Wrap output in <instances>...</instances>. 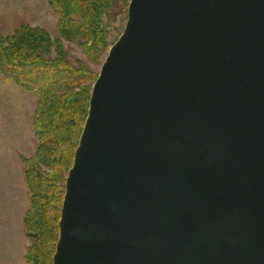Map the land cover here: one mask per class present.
Masks as SVG:
<instances>
[{"label": "water", "instance_id": "obj_1", "mask_svg": "<svg viewBox=\"0 0 264 264\" xmlns=\"http://www.w3.org/2000/svg\"><path fill=\"white\" fill-rule=\"evenodd\" d=\"M64 186L52 264H264V0H129Z\"/></svg>", "mask_w": 264, "mask_h": 264}, {"label": "trees", "instance_id": "obj_2", "mask_svg": "<svg viewBox=\"0 0 264 264\" xmlns=\"http://www.w3.org/2000/svg\"><path fill=\"white\" fill-rule=\"evenodd\" d=\"M128 2L47 0L57 18L54 35L27 22L0 32V75L36 98L31 121L35 151L21 156L30 200L23 216L27 264H52L64 182L98 75L85 61H70L65 42H76L88 62L97 64L122 32L111 35L119 31L116 23L127 19Z\"/></svg>", "mask_w": 264, "mask_h": 264}, {"label": "rangeland", "instance_id": "obj_3", "mask_svg": "<svg viewBox=\"0 0 264 264\" xmlns=\"http://www.w3.org/2000/svg\"><path fill=\"white\" fill-rule=\"evenodd\" d=\"M56 19L47 0H0V32L3 34L27 22L44 27L54 35ZM125 21H118L119 31L112 30L111 35H118ZM65 45L70 61H85L96 71L108 51H103L100 61L93 64L76 42H65ZM35 106L36 98L32 93L0 75V264H27L25 254L29 239L24 231L23 216L30 200L21 156H32L35 151L37 139L31 122Z\"/></svg>", "mask_w": 264, "mask_h": 264}]
</instances>
